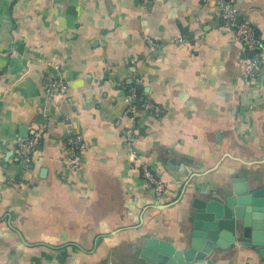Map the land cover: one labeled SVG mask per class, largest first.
I'll list each match as a JSON object with an SVG mask.
<instances>
[{
	"label": "crops",
	"instance_id": "obj_1",
	"mask_svg": "<svg viewBox=\"0 0 264 264\" xmlns=\"http://www.w3.org/2000/svg\"><path fill=\"white\" fill-rule=\"evenodd\" d=\"M216 1L0 0V264H150L146 239L187 245L194 198L264 174V71L242 80L245 53ZM229 1L264 57V0ZM136 78L160 107L136 123L138 151L168 184L159 199L116 124ZM54 80L67 95L51 105ZM43 125L24 166L16 144ZM74 134L77 171L65 154ZM211 257L264 264L240 245Z\"/></svg>",
	"mask_w": 264,
	"mask_h": 264
},
{
	"label": "water",
	"instance_id": "obj_2",
	"mask_svg": "<svg viewBox=\"0 0 264 264\" xmlns=\"http://www.w3.org/2000/svg\"><path fill=\"white\" fill-rule=\"evenodd\" d=\"M190 209L187 245L177 248L150 237L141 251L143 259L150 264H214L212 252L238 245L264 259V174L250 183L235 178L212 198H194Z\"/></svg>",
	"mask_w": 264,
	"mask_h": 264
},
{
	"label": "built area",
	"instance_id": "obj_3",
	"mask_svg": "<svg viewBox=\"0 0 264 264\" xmlns=\"http://www.w3.org/2000/svg\"><path fill=\"white\" fill-rule=\"evenodd\" d=\"M216 5L219 8V17L221 24L225 28L234 30L235 36L240 42L245 53L242 61L241 77L244 82L256 79L264 71V57L262 54L263 42L255 29L246 22H236L237 10L229 0H217ZM149 44H152L148 40ZM140 80L136 78L135 85L127 88V101L122 117L127 121L126 125L117 121L120 126L121 139L128 150L129 162L132 168L140 171L142 179L152 188L155 198H161L168 189V184L152 167L143 159V156L137 149V117L142 111L147 115L159 114L160 107L154 105L142 98L137 93L136 84ZM45 96L49 104L55 105L57 99H63L67 95V86L61 80H54L45 87ZM45 126L37 127L29 136L21 139L16 144V154L19 161L27 166L31 163L34 155L38 152L41 141L44 137ZM82 136L74 134L66 140L65 154L66 163L71 170L77 171L81 165V158L84 151ZM17 186L15 182L10 183Z\"/></svg>",
	"mask_w": 264,
	"mask_h": 264
}]
</instances>
